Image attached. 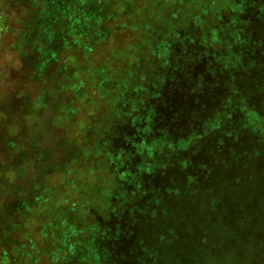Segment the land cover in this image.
<instances>
[{"label": "trees", "instance_id": "obj_1", "mask_svg": "<svg viewBox=\"0 0 264 264\" xmlns=\"http://www.w3.org/2000/svg\"><path fill=\"white\" fill-rule=\"evenodd\" d=\"M151 1L139 6L137 0H133L130 6L125 0H0V92L11 89L13 98L9 103L2 102L0 108L8 106L18 115L23 114V104H32L36 99L29 100L24 93L28 85L41 88L43 83L51 81L53 84L54 77L58 78L54 72L57 61L75 57L79 64L90 62L103 43L124 36L110 32L109 25L114 16H119L118 12L126 25L131 24L129 22L137 12H151L137 11V6L149 9L157 6L162 8L163 15L166 14L164 10L170 12L168 23L153 22L147 27L148 34L142 39L146 43H141L145 45L144 50L136 51V59L127 70L120 71L119 78L99 70L102 81L95 77L96 81L92 82L93 91L102 96L110 109L109 129L103 132L104 136L93 151V171L99 175L101 172L108 174L105 179L108 217L96 209L88 210L92 223L86 231L75 229V220L73 224L54 223L52 234L49 233L47 238L39 236L41 248L31 237V245L22 238L3 240L16 227L15 223L7 222L0 232V257L3 258L0 263L211 264L212 259L198 251V245L202 243L198 220L188 222L181 217L174 223L172 207H164L154 199L164 194L163 189L183 190L186 187V180L177 179L175 184L169 176L180 169L181 175L186 174L187 168L185 164L181 168V161L183 163L186 157L185 152L190 151L189 146H195L190 157L194 165L189 161L187 166L193 171L207 168L201 157L205 151L203 146L197 149L198 143L205 140L213 142L214 138L217 142L219 158L214 162L217 170L234 175L239 165H229L235 154L226 146L231 145L232 137H236L232 132L236 135L239 129L253 140L247 150L246 162H253V172L258 174L255 178L246 176L244 183L264 190V172L261 166L255 165L261 152L252 146L256 144V138L264 134V0H161L157 4L154 3L156 0ZM237 2L241 9L233 14L228 4ZM172 4L176 8L170 10ZM202 5L207 6L205 12L199 11ZM117 6L122 8L117 9ZM190 8L193 14L189 17L186 9ZM197 20L204 21V30L211 26V32L218 35L211 46L195 34H190L191 41L186 43L184 35L178 32L189 26L188 21ZM176 31V39L175 36L170 38L169 35ZM221 35L233 37L234 42L221 50L224 54L214 57L211 52L219 45L216 48L219 53ZM160 39H166L160 42L167 52L177 44L174 65L169 58L165 63L160 59L159 45H155ZM173 39L175 43H171ZM99 41L102 42L100 46ZM84 44L86 50L82 49ZM203 46H206V53L200 50ZM186 51L195 57L188 63L209 64L210 68L190 75L185 73L183 68L187 63L184 66L182 63ZM220 57H227V64L219 61ZM14 74L20 77L21 86L12 88L9 78ZM4 111L5 119L0 122L2 133H6L5 125L10 123L7 122L10 112ZM206 122H210L209 125L203 126ZM9 139L8 135L2 138L6 151ZM166 140L176 141L172 142L176 146L172 149L170 141L167 145ZM113 155H120L125 164L124 177L134 176L133 183H126L123 175L120 176L121 170L111 160ZM193 171L189 177L200 186L201 174L198 171L194 175ZM152 172L154 178L150 180L148 176ZM205 175L209 176L208 170ZM6 180L4 178L5 186L0 187L2 194L9 179ZM137 181L147 185L140 196L147 204H132L135 199L132 185ZM120 192L125 197L116 205L113 202L120 201L116 196ZM163 201L169 204L167 197ZM10 207V213L20 209L16 204ZM235 209L244 212L245 222L242 226L237 224V232L229 230L230 236L224 240L226 250L216 264H264V208L263 214H255L251 208L246 211L245 208ZM66 213V206L58 207L52 211V217L59 214L69 221L77 212L71 216ZM80 218L83 220L86 216ZM189 232L193 241L191 248L182 244L183 239H188ZM247 241L248 246L243 248L241 242ZM20 246H35L38 254L29 250L33 252V256H29Z\"/></svg>", "mask_w": 264, "mask_h": 264}, {"label": "rangeland", "instance_id": "obj_2", "mask_svg": "<svg viewBox=\"0 0 264 264\" xmlns=\"http://www.w3.org/2000/svg\"><path fill=\"white\" fill-rule=\"evenodd\" d=\"M125 1L129 3L128 5H132L133 0ZM160 2L161 0H156L154 3ZM239 2L237 4L232 3L231 7L228 4V7L233 12L239 11L241 9ZM137 3L139 6L140 4H150L149 0H137ZM139 6L135 8L137 11L149 10L151 12L145 14L137 12L132 17V22H129L131 23L129 25L125 24L120 18V12H118L119 16L113 17L109 28L113 35L124 36H118L109 43H103L101 49L90 58V62L85 61L79 64L75 57L57 61L54 64V72L58 78L54 77L56 80L53 84L48 81L43 83L41 88L35 87L33 84L28 85L24 93L29 100L36 99L32 104H23V110H21L23 114H14L8 106L3 109L0 108V122L5 119L4 110L10 112V118L7 120L10 123L5 125L6 133L0 132V187L5 186L3 185L4 178L9 179L8 183H5L7 186L3 194L0 191V232H2L3 226L7 222L16 224V227L12 228V233L7 234L8 237L2 235L3 240L22 238L28 245H31V240H34L36 241L35 244L41 248L42 246L38 244L41 243L39 236L47 238L49 233L52 234L54 223L68 222L70 224L75 220L76 226L74 228L86 231L87 226L92 223L88 210L96 209L99 214L105 215V218L108 217L109 206L105 198V179L108 174L101 172L99 175L93 171V151H95L94 147L97 146V142L100 141L102 135L104 136L103 132L109 129L110 116L108 111L110 109L102 96L93 91L92 82L96 81L95 77L98 81H102L103 78L98 75L99 70L101 72L107 71L106 73L110 76L115 75L118 76L116 78H119L120 71L127 70L130 67L129 64L136 59V51L141 52L144 50L145 45L141 43H146V40L142 39L148 34L147 27L153 22L168 23L169 11L164 10L166 14L163 15L162 8H157V6L150 9ZM120 8L122 7L117 6V9ZM175 8L176 5L172 4L170 10ZM206 9L207 6L202 5L199 11L205 12ZM186 10L188 16H192L193 10L191 8ZM228 13L226 12L227 15ZM171 17L176 19V16ZM188 23L189 26L185 30L178 31L184 35L186 43L191 41L190 34L191 36L196 35L200 41L208 43V46H211L212 42H216L218 35L216 32H211V26L210 29L204 30L205 26L202 25L205 23L203 20L188 21ZM177 35L176 31L169 36L170 38L175 36L174 39H176ZM174 39L171 43H175ZM162 40L160 39L159 42H162ZM99 42L98 46L102 43ZM159 42L155 45H159L157 53L161 56L160 59L165 63L169 58L173 63L177 44L167 52L165 48L162 49L163 43ZM231 42H234L233 37L221 35L219 53L218 49L216 51L219 45H215L211 55L216 57L217 54H224L221 50ZM236 47L238 48L237 45ZM86 48L87 45L84 44L82 49L86 50ZM184 50L186 49L184 48ZM200 50L206 53V46L201 47ZM193 58L195 57L189 56L188 51H186V57L182 63L183 66L184 63H187L183 68L185 73L190 75L197 70L210 68L209 64L202 65L198 63L192 65L188 63ZM236 58L241 57L237 56ZM219 61L227 64V57L224 59L220 57ZM189 68H191L190 71ZM9 79L12 82V88L21 86L18 74L11 75ZM11 98V89L0 92V104L4 101L9 103ZM39 110H41L40 113H38ZM209 123L206 122L203 126L209 125ZM238 131L236 135L232 132L236 137H232L231 145L226 146L235 154L234 161L229 165H239V169L234 175L222 174L217 170L216 163H214L219 158L216 155L217 142L214 138L213 142L205 140L201 144L198 143L197 149L200 145L203 146L205 151L201 153V157L204 163L206 162L207 168L193 171V168L187 166L189 161L194 165L190 157L195 146H189L190 151L185 152L184 150L186 157H184L183 163L181 161V168L183 169L184 166L187 168L186 174L181 175L179 173L180 169L174 170L169 176L175 184L177 179L186 180V187L183 190L163 189L164 194L154 199L155 202L162 204L164 207H172L174 211L172 221L174 223H177L181 217L188 222L198 220V231L202 234V243L198 245L200 246L198 251L203 253L204 257L209 256L212 259L211 264H216V260L220 259L221 253L226 250L227 242L224 240L229 238V230L237 232V224L242 226L245 222L244 212L238 211L235 209L236 207L245 208L244 211L251 208L255 214H263L264 190L244 183L246 176L253 178L258 176L253 172L252 164L254 163L246 162L247 150L253 140L245 131L240 129ZM4 135L10 137L7 143L8 152L5 150V143L2 141ZM169 141L173 149L176 145L172 142L176 143V141L166 140L165 143L169 145ZM151 142H156V140ZM209 143L216 146H211ZM156 144H158V141ZM159 145L162 146L163 141ZM252 146L257 152H261V158L256 161L255 165L261 166L264 172V134L261 137L258 136L256 144ZM95 160L97 161L96 158ZM111 160L121 170L120 176L123 175L124 177V174H126L124 171L125 164L121 162L120 155H113ZM183 164L185 165L183 166ZM248 167L250 169L246 170ZM207 170L208 177L205 175ZM192 171L194 175L196 172H200L201 178L198 180L200 186L194 184L192 177H189ZM128 177H124L126 183L135 181L134 176L129 175ZM148 177L152 180L154 178L153 172ZM177 185H180V182ZM132 186L135 195L132 204L138 202L147 204L146 201L140 198L144 193V187L147 185H142L141 182L137 181ZM82 194L84 198L83 201H80V198L83 197ZM116 196L120 201H114L113 203L119 205L122 202L121 199L125 196L121 192ZM165 197H167L169 204L167 201H163ZM11 204L12 206L16 204L24 210L17 209L13 211L14 213H10ZM62 206L67 208L66 216H71L77 212L74 217L72 216L73 219L70 217L67 221L59 214L52 217V211ZM77 216H86V218L81 220ZM186 237L188 239H183L182 244L191 248L193 244L191 232ZM169 241L167 240V242ZM145 243L153 245L147 241ZM247 244L248 241L241 242L243 248H246ZM20 247L29 256H33V252L38 254L39 251L35 246ZM1 257L0 262H3Z\"/></svg>", "mask_w": 264, "mask_h": 264}]
</instances>
